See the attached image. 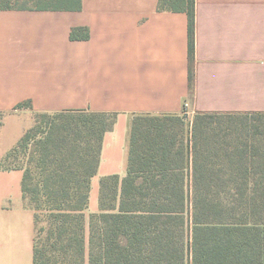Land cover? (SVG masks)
Here are the masks:
<instances>
[{"label":"trees","instance_id":"obj_1","mask_svg":"<svg viewBox=\"0 0 264 264\" xmlns=\"http://www.w3.org/2000/svg\"><path fill=\"white\" fill-rule=\"evenodd\" d=\"M81 4L0 0L2 10ZM158 9L187 14L191 91L195 0H159ZM88 37L86 28L70 30L72 39ZM114 117L36 114L2 160L27 156L13 167L23 170L22 196L34 210V264H264V112L196 113L189 137L183 115L135 116L126 175L100 180V209L87 221L91 179Z\"/></svg>","mask_w":264,"mask_h":264},{"label":"crops","instance_id":"obj_2","mask_svg":"<svg viewBox=\"0 0 264 264\" xmlns=\"http://www.w3.org/2000/svg\"><path fill=\"white\" fill-rule=\"evenodd\" d=\"M159 0H82L80 10L0 8V161L35 115L114 114L90 183L86 216L99 212L100 180L126 175L137 115L264 112V0H195L193 83L188 17ZM86 28L87 39L70 38ZM23 170L0 167V264H34V210ZM91 204V208L89 207Z\"/></svg>","mask_w":264,"mask_h":264},{"label":"rangeland","instance_id":"obj_3","mask_svg":"<svg viewBox=\"0 0 264 264\" xmlns=\"http://www.w3.org/2000/svg\"><path fill=\"white\" fill-rule=\"evenodd\" d=\"M194 116H195V114L192 116L191 119L185 118V123H186L185 127H186V131H188V137H189V131L191 129V124H192V121L194 119ZM105 119H106L107 124H109L112 121L111 116H106ZM26 161H27V156H23L21 153L11 154V156L6 161L0 162V167L8 168V167H13V166H25ZM25 201L27 204L30 203L29 199H26ZM89 207L91 208V204H89ZM86 219L88 221L89 216H86ZM44 224H45V221L40 220L37 226L40 227L41 225H44ZM36 233H37V230H35V234Z\"/></svg>","mask_w":264,"mask_h":264},{"label":"built area","instance_id":"obj_4","mask_svg":"<svg viewBox=\"0 0 264 264\" xmlns=\"http://www.w3.org/2000/svg\"><path fill=\"white\" fill-rule=\"evenodd\" d=\"M188 104L185 103L184 104V109L182 112V115L186 118V119H191L192 118V113L188 110Z\"/></svg>","mask_w":264,"mask_h":264}]
</instances>
